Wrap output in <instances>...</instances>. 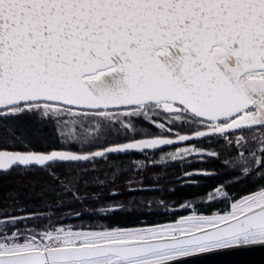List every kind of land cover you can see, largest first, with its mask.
Wrapping results in <instances>:
<instances>
[{
    "label": "snow or ice",
    "instance_id": "6c2138e0",
    "mask_svg": "<svg viewBox=\"0 0 264 264\" xmlns=\"http://www.w3.org/2000/svg\"><path fill=\"white\" fill-rule=\"evenodd\" d=\"M253 246L264 0H0V264H219Z\"/></svg>",
    "mask_w": 264,
    "mask_h": 264
},
{
    "label": "water",
    "instance_id": "95a60500",
    "mask_svg": "<svg viewBox=\"0 0 264 264\" xmlns=\"http://www.w3.org/2000/svg\"><path fill=\"white\" fill-rule=\"evenodd\" d=\"M215 259L219 264H264V246L225 252ZM190 264H198V262H190Z\"/></svg>",
    "mask_w": 264,
    "mask_h": 264
},
{
    "label": "trees",
    "instance_id": "16d2710c",
    "mask_svg": "<svg viewBox=\"0 0 264 264\" xmlns=\"http://www.w3.org/2000/svg\"><path fill=\"white\" fill-rule=\"evenodd\" d=\"M194 167H196V166H194ZM215 183H216L215 180H207V181L204 182V184L202 185V187L200 189H192V188H187L186 187V188H184L181 191V196L182 197H191V196H194V195H197V194L205 193L208 190H210L215 185ZM233 191H235L237 193H241V192L245 191V189L242 188L240 185H237L233 189ZM216 207H222V205L214 204L213 208H216Z\"/></svg>",
    "mask_w": 264,
    "mask_h": 264
}]
</instances>
